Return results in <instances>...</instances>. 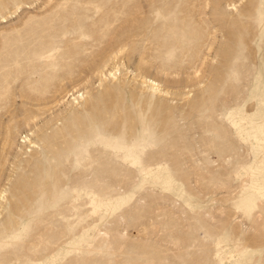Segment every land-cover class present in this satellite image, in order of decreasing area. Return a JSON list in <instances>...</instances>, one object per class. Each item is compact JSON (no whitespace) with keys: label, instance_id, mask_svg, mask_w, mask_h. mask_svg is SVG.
<instances>
[{"label":"rangeland","instance_id":"374dc122","mask_svg":"<svg viewBox=\"0 0 264 264\" xmlns=\"http://www.w3.org/2000/svg\"><path fill=\"white\" fill-rule=\"evenodd\" d=\"M0 264H264V0H0Z\"/></svg>","mask_w":264,"mask_h":264},{"label":"bare ground","instance_id":"6f19581e","mask_svg":"<svg viewBox=\"0 0 264 264\" xmlns=\"http://www.w3.org/2000/svg\"><path fill=\"white\" fill-rule=\"evenodd\" d=\"M147 82V81H146ZM149 82H152V83H154L153 81H151V80H149ZM154 85H156V84H154Z\"/></svg>","mask_w":264,"mask_h":264}]
</instances>
